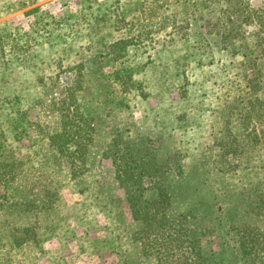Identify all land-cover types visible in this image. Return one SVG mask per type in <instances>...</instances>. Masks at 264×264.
Returning a JSON list of instances; mask_svg holds the SVG:
<instances>
[{
  "label": "rangeland",
  "instance_id": "374dc122",
  "mask_svg": "<svg viewBox=\"0 0 264 264\" xmlns=\"http://www.w3.org/2000/svg\"><path fill=\"white\" fill-rule=\"evenodd\" d=\"M36 7L60 25L0 58V264H157L174 227L243 264L240 227L264 239V0H0L1 27ZM59 100L77 171L49 146Z\"/></svg>",
  "mask_w": 264,
  "mask_h": 264
},
{
  "label": "trees",
  "instance_id": "16d2710c",
  "mask_svg": "<svg viewBox=\"0 0 264 264\" xmlns=\"http://www.w3.org/2000/svg\"><path fill=\"white\" fill-rule=\"evenodd\" d=\"M24 16L35 17L33 18L35 20L29 23L28 28L15 27L9 29L6 24L4 27H1L0 25V58L6 56V53L18 57H20V54L27 53L32 46L39 43L41 38L38 34L40 31H43V33H49L51 31L50 29L53 28L52 25L56 27L61 23L57 17L51 16L48 13H43L40 7L24 12ZM36 16L38 17L37 19ZM127 42L131 43V40H121L119 41V44H126ZM72 94L73 92H71L70 97H72ZM66 104V102L59 100L51 105L53 108L55 106L58 107L60 109L59 115L61 117L63 116L65 119L60 122L61 132L55 133L54 135L52 134L49 137V139L52 140V143L49 146H53L59 154H65L72 159L71 165H73L74 170L77 171L80 167L78 160L81 162V149H83L82 153L84 154L87 147L84 143L75 142L76 138L79 139L78 136H81L79 131L81 127L74 120V110H71L72 105L67 106ZM76 132L79 134L78 136L76 135ZM74 137L76 138L74 139ZM73 143H75V145ZM71 145H73V147ZM132 196L133 195L129 197V200ZM138 212L139 211L136 209V219H145L149 222L152 219V216H149L147 212H139L140 214H138ZM153 220L155 219L153 218ZM157 221L158 220H156V222ZM257 232L259 231H253L251 229L247 230L245 226L240 227L238 243L240 248V259L243 261V264H264V260L261 257V251L264 247V239H261ZM162 235L163 234H160L159 237L165 238L162 240L163 244L157 245L159 243L157 241L153 243V247H156L157 250V264H214L212 259L201 255L202 244L196 243V241L192 239L186 243V240L181 239L182 234L176 232L175 227L173 228L172 234H166L164 237Z\"/></svg>",
  "mask_w": 264,
  "mask_h": 264
}]
</instances>
